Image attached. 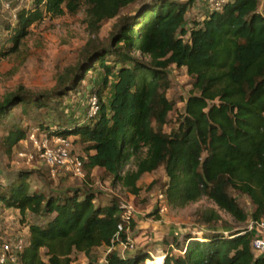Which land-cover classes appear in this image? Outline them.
<instances>
[{
  "label": "trees",
  "instance_id": "16d2710c",
  "mask_svg": "<svg viewBox=\"0 0 264 264\" xmlns=\"http://www.w3.org/2000/svg\"><path fill=\"white\" fill-rule=\"evenodd\" d=\"M194 3L31 0L30 8L16 12L15 25L5 26L9 36L0 45V61L16 52L30 28L46 18L73 17L84 8L83 21L92 36L106 21L115 23L106 42L86 43L78 64L59 75L49 93L5 95L0 124L5 125L16 107L23 116L31 110L35 116H48L78 94L87 78L98 75L99 87L86 95L83 115L75 111L76 116L68 115L52 128L42 121L37 124L48 137L79 140L86 174L99 168L137 197L140 178L163 169V194L171 207L206 198L238 223L264 218V0H226L219 10L186 26ZM171 66L184 68L191 82L183 112L174 122L169 116L175 103L167 97ZM110 85L112 94L105 103L102 95ZM92 94L99 100V113L85 119L86 100ZM5 126L2 147L9 153L27 134L18 122ZM130 159L134 170L125 171ZM31 173L19 170L0 184L1 208L39 220L28 227L19 264H73L75 254L91 259L100 248H112L108 264H144L149 259L146 249L124 258L114 249L135 227L131 217H124L120 201L100 203L92 190L81 187L32 191ZM154 185L151 182L147 190ZM231 191L249 198L254 207L250 215ZM220 221L213 209L201 215L208 227ZM243 231L209 230L201 237L187 235L182 242L173 239L164 264H264V256L251 248V234Z\"/></svg>",
  "mask_w": 264,
  "mask_h": 264
},
{
  "label": "rangeland",
  "instance_id": "374dc122",
  "mask_svg": "<svg viewBox=\"0 0 264 264\" xmlns=\"http://www.w3.org/2000/svg\"><path fill=\"white\" fill-rule=\"evenodd\" d=\"M222 1L226 0H217L219 3ZM30 7L31 0H12L9 8L0 4V45L9 36L5 26L15 25L13 15L20 9ZM213 7L210 0H195L188 10L186 26L192 25L193 21H201ZM83 19L84 8H81L73 17L46 18L42 23L32 26L18 50L0 61V101L8 93L16 91L34 94L49 93L55 86L56 78L78 64L89 40L107 41L115 20L103 23L99 33L92 36ZM168 78L170 88L167 91V97L175 103L174 111L169 117L174 122L177 115L183 112L185 101L191 91V82L184 68L178 69L174 66L168 69ZM99 81L98 75L87 78L82 83L78 94L67 97L62 104L57 106L56 110L50 111L48 116H35L37 115L35 110L29 111L28 116H23L19 107L14 108L5 125L18 122L26 130L27 135L8 153L2 147L6 126L0 124V184H6L17 171L23 170L32 172L28 180L32 191L47 193L81 187L92 190L98 196L100 203L105 204L111 198L120 201L127 207L124 217H131L135 223L134 229L128 235L134 248L131 251H126L122 249V245L118 244L114 249L118 253L123 251L127 255L137 249H146L149 257L152 255L155 260L148 259L144 261V264H152L153 261L162 264L167 245L173 239L182 242L187 235L201 237L209 230L223 233L244 230L249 219L244 223H238L225 212L218 210L206 198H201L183 208H174L168 205L163 194L164 184L167 182L163 169L144 174L137 182L140 194L135 197L119 183H114L111 176H105L99 168L93 169L89 174H86L82 169L83 175L77 176L65 166H48L45 163L32 141V136L39 142L43 139L44 132L38 130V121H42L52 128L56 124H62L68 115L76 116L78 110L80 116L83 115L85 97L89 92L96 91ZM111 94L110 85L103 92L102 100L106 103ZM168 129L169 127L166 128V130ZM68 144L70 157L81 160L84 154L83 146L79 140L68 138ZM53 146L51 145V147ZM124 170H134L133 159L128 160ZM151 182H154L155 185L148 191L147 187ZM230 193L248 215L253 212L254 207L247 196L233 191ZM162 204L165 205L166 210L160 212ZM208 209H213L220 215L221 221L217 225L208 227L201 223V215ZM155 210H157V214L151 215ZM156 218L158 219L156 220ZM33 223H39V220L30 213L22 216L16 210L0 207V243L18 237L27 238L28 227ZM104 256V248L96 250L91 259H87L82 254H75L73 264H95L101 261Z\"/></svg>",
  "mask_w": 264,
  "mask_h": 264
},
{
  "label": "built area",
  "instance_id": "2783aa9c",
  "mask_svg": "<svg viewBox=\"0 0 264 264\" xmlns=\"http://www.w3.org/2000/svg\"><path fill=\"white\" fill-rule=\"evenodd\" d=\"M214 5L213 9L219 10L221 6L225 3L217 2V0H210ZM12 0H0V4L9 8ZM13 19H15V14L13 15ZM86 116L85 119H91L98 115L99 113V100L95 94L90 95L86 100ZM32 141L34 147L40 152V157L45 160V163L48 166H65L70 169L75 175L82 176V161L80 159H72L70 157L69 149H68V138H62L59 136H51L48 137L45 133L43 135V139L41 142L37 141L32 136ZM51 145H54L51 147ZM123 209H127L125 205H122ZM166 210L164 204L160 205V212ZM128 219V217L126 218ZM118 232L122 231V226L119 225L117 227ZM242 233L248 232L251 234V248L254 253L264 256V218L258 221H249L247 227L244 229ZM118 240V235L116 237ZM27 244V238L18 237L11 241H3L0 243V264H19V254L25 248ZM122 245V249L126 251L133 250V245L130 243V240L127 239L126 242H120ZM112 250L109 248L105 252V256L101 261L95 264H108L106 260V255ZM118 255L122 258L126 257L127 254L125 252L118 253ZM165 258V254L163 255ZM149 259L155 260V258L150 255ZM147 260V259H146ZM145 260V261H146ZM164 264V261L162 262Z\"/></svg>",
  "mask_w": 264,
  "mask_h": 264
},
{
  "label": "crops",
  "instance_id": "0c3cea01",
  "mask_svg": "<svg viewBox=\"0 0 264 264\" xmlns=\"http://www.w3.org/2000/svg\"><path fill=\"white\" fill-rule=\"evenodd\" d=\"M70 138H72V137H70Z\"/></svg>",
  "mask_w": 264,
  "mask_h": 264
}]
</instances>
